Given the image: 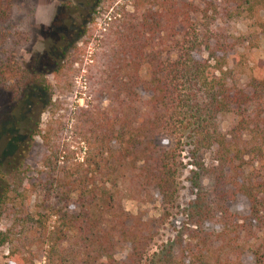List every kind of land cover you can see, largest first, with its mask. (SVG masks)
Segmentation results:
<instances>
[{"label": "trees", "instance_id": "obj_1", "mask_svg": "<svg viewBox=\"0 0 264 264\" xmlns=\"http://www.w3.org/2000/svg\"><path fill=\"white\" fill-rule=\"evenodd\" d=\"M116 1L106 0L104 11ZM198 1L202 7L123 0L105 17L87 64L86 106L69 111L70 123L58 116L29 132L40 146L33 174H25L20 164L7 165L0 217L9 224L0 229V246L10 245V264L34 259L43 264H264V80L253 75L243 85L230 80L227 60L242 37L197 22V17L213 22L245 16L264 34V0ZM87 32L82 25L72 43L64 36L49 43L47 52L56 56L51 71L46 64L26 67L10 86L13 119L7 121L6 151L29 147L20 145L23 138L16 131L34 90L49 95L36 106L39 113L61 109V103L50 102L51 88L43 78L49 74L59 82L64 76L70 86L76 72L71 64L80 49L76 42ZM61 62L69 76L60 74ZM8 79L3 64L0 84ZM227 113L232 122L222 131L217 117ZM180 144L192 158L211 151L210 165L195 163L198 173L208 176L209 191L199 190L188 203L173 248L146 260L153 221L127 212L122 201L154 191L168 202ZM237 203L245 216L230 209ZM30 247L34 258L22 257Z\"/></svg>", "mask_w": 264, "mask_h": 264}, {"label": "rangeland", "instance_id": "obj_2", "mask_svg": "<svg viewBox=\"0 0 264 264\" xmlns=\"http://www.w3.org/2000/svg\"><path fill=\"white\" fill-rule=\"evenodd\" d=\"M122 1L117 0L104 11L107 6L106 0H0V66L2 67L4 64L9 74L7 82L4 85L0 84V186L8 181L7 168L10 164H20L25 174H33V170L37 166L40 146L36 135L29 139L28 135L31 130L43 128L46 120H57L58 116H60L59 120L70 123L69 111L76 106H86L89 95L85 74L87 64L91 62L95 38L100 36L105 27V17L116 9V4H121ZM175 1L199 4L198 0ZM199 6L202 7L200 4ZM207 14H210V11ZM193 18L196 17L193 16ZM197 22L204 26L208 24L210 29L226 36L242 37L241 43L234 47V55L227 60V66L233 70L230 80L237 85H243L245 80L252 75L264 80V34L257 31L253 18L245 16L228 19L217 17L213 22H210L209 19L197 17ZM82 25L88 32L80 36L76 42V47L80 49L76 61L71 64V68L76 72L73 73L70 86L67 87L69 79L62 81L64 76L60 77L59 82H56L49 74L43 78L51 88L50 102L61 103V109H54L53 112H50V108L46 107V110L39 113L36 106L38 105L39 108L43 103L45 104L49 95L40 90H34L27 101L30 103V107L22 110L18 131H16L20 139L23 138L19 141L20 145L27 143L29 147L26 149L24 146L22 151L15 148L12 150L13 152L6 151L9 138L7 121L13 119L11 118L13 114L9 111L12 94L10 86L14 87L17 76L26 67L32 66L40 69L43 64H46L48 71H51L53 67L49 66V62H54L56 56L47 52L48 44L57 41L60 36H64L69 43H72L74 38L79 36ZM88 33L90 34L88 35ZM161 51L165 58L166 48H162ZM196 56L200 57L204 54ZM69 72L71 71L67 64L61 62L60 74L69 76ZM36 122H38L37 127L34 124ZM217 122L219 128L226 131L232 122V116L228 113L220 114L217 117ZM56 125L55 122L51 124L53 128ZM167 142L169 143L171 140L167 139ZM176 152L180 164L174 177L172 196L168 202H161L154 191L139 199L122 201V206L127 212L136 214L143 220L153 221V237L149 243L146 260L154 254L166 253V250L173 248V242L182 231L186 221L184 210L188 203L195 198L199 190L209 191L210 180L206 174L198 173L195 163L200 162L203 166L210 165L211 151L202 152L198 157L192 158L188 147L180 144ZM230 209L238 216H245L247 213L240 203L232 204ZM8 224V218L2 214L0 229L7 227ZM9 248L8 243L0 246V264H10ZM30 250V254L22 251V257L29 255L34 258L33 247H30ZM115 258L118 259L119 254H115ZM43 263V259L33 260V264Z\"/></svg>", "mask_w": 264, "mask_h": 264}]
</instances>
